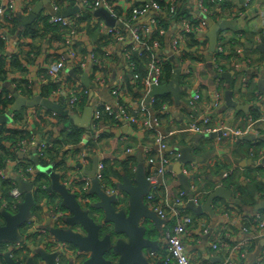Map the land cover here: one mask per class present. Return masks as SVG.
Wrapping results in <instances>:
<instances>
[{"label": "crops", "instance_id": "0c3cea01", "mask_svg": "<svg viewBox=\"0 0 264 264\" xmlns=\"http://www.w3.org/2000/svg\"><path fill=\"white\" fill-rule=\"evenodd\" d=\"M59 1H62V3L56 8L53 3L54 0L33 2L15 0L17 9L16 21L20 22L21 26L16 25L18 30L13 29L11 36L12 39H15L17 34L23 35L21 39L26 41L28 50H23L20 55H14V46L8 45L2 51L3 57H1L7 62L3 88L13 94L18 92L24 97H32L34 90L37 88L38 93L46 97L48 88L40 81L39 73L55 54L66 55L68 36L64 30H54L55 32L53 31L51 36L42 35L36 26L32 27L30 25L38 19L40 14L47 12L56 13L64 8L80 5L78 11L69 15L82 14L75 37V48L80 53V56H89L88 53H91V51L97 53L103 67L101 69L95 67L89 57L82 64L79 63V57L68 62L65 71L68 85L70 86L72 82L81 83L87 86L89 91L88 102L84 103L83 100L82 106L78 107L75 112L83 115L85 107L87 105L91 106L92 99H99L106 104L114 105L112 89L116 86L125 87L124 90L127 92L131 103L136 104L138 99L148 97L147 91L130 85L133 70L125 56V49L131 44L133 47L134 42L128 32L125 40L110 37L104 28L111 27V25L107 23L103 16L95 13L97 8H92L88 12L83 6V0ZM146 1L113 0V3L117 11L129 16L131 7L141 5ZM194 1L189 0L184 8L191 9V4ZM40 3H42L43 7L37 18L31 23L25 24L22 18L33 12ZM223 15V19L244 18L242 22L237 23L234 27L219 33L218 43L213 52L209 49V40L206 35L209 27L198 36L195 35V37L191 38L190 36L187 38L184 36L180 41L178 53L172 50V39L180 31L179 17L165 21V25H162L165 30L164 33L152 32L150 34L160 42L158 50L155 51V58H158L163 66L164 64L165 67L167 65L171 66V75L168 81L165 82L164 79L162 84H168L173 71L177 67L181 68L180 91L177 96L171 92L158 94V96L167 95L166 114L163 116V124L165 130H176V133L169 138V144L172 149L181 155V148L190 147V155L195 157L194 161L184 163L183 167L185 164L195 165V168H192V174H195V176L199 175L201 181L199 188L205 190L202 203L207 200L210 192L218 184L224 185L233 192L229 198L217 197L214 199V214L208 212L200 214L201 216H199L196 224L184 236L186 251L192 258L193 263L211 262L219 264L224 258V253L215 251L210 243V237L202 231L204 225L222 220L223 214L216 208L217 204L231 205L233 207L229 221V223H237L232 226L233 234L241 239L249 240L245 247L247 251L246 258L238 264H255L260 259L264 263V231L259 234L254 232L246 233L244 230H240L238 225V223H244L245 216L251 217L257 211L264 212V209H256L259 200L264 198V140L260 139L261 136H264V50L258 47V45L263 43L261 34H264V0H253L249 4H246L245 0H229V6L225 8ZM147 19L144 16L137 21L144 22ZM211 22L218 23L216 20ZM220 46L223 48L221 52H219ZM132 49L137 51V48ZM32 56H35V58H31ZM137 58L135 59L137 68L146 76L148 64L153 56L150 53L142 58ZM131 59L133 60V55ZM85 73L90 79L88 85L82 80V76ZM97 77L103 80L101 85L96 84L95 78ZM128 85L130 86L127 88ZM227 89L233 90L234 100L240 105H248L247 110L239 109L227 103L225 98ZM215 90H218L222 96L217 107L213 106L216 102ZM197 91L202 94L203 102L199 106L194 107L191 104V97ZM139 94H142V96ZM209 105L211 108L206 109V106ZM39 108L47 110L42 106L25 107L16 113L14 122L0 124L1 130H20L25 132V135L32 137L35 143L26 152L24 151L26 153L24 157L18 155L21 164L17 160L13 161V159L3 162V165L7 164L8 167L4 166L0 170L7 176H11L16 180L19 177L17 173L18 166L28 163L35 167L37 173L41 172L44 166H41L40 161L36 164L31 156L38 154L40 160H44L37 151L40 137L43 136H50L51 140L60 145L57 147V151H55L57 149L55 147V150L50 152L51 154L48 153V155H54L55 160L52 163L58 162L56 168L51 165L52 170L46 171L45 180L47 181V186L53 183V174L58 173L62 181L71 180L73 182L70 185V189L77 193L81 203L86 201L84 200L85 197L82 196L83 193L93 196L90 194V189L85 188V185L87 186L89 181L93 184L89 173L93 170L95 162L97 163L101 157L107 161L109 175L112 177L118 175L119 165L124 161L129 162L131 167L136 168L134 177H129L124 173H122V179L115 177L114 180L117 181L118 186L124 181L125 177L134 179L139 170H143L146 174L148 165L142 154V148L145 143L151 141L149 133L121 122L118 125L106 127L109 129L103 134L99 143L95 145H88L86 142L60 144L66 134L70 132L69 129L76 125L68 126V118L64 115H59L60 117L57 116V119L48 120L44 123L38 117ZM253 109H258V116L251 115L250 112ZM203 110L214 117L209 124L213 129H224V126L234 129H246L249 123V116H251L255 119L254 128L258 130V133L250 130L243 136H238L227 135L223 132L205 135L184 131V126L194 121L196 117H200ZM90 121L92 126V117ZM91 126L84 129H92ZM249 133H254L259 138H246ZM125 135L127 136L128 144L135 147L134 153L126 152V143L121 140ZM86 150L90 151V161L86 167H82V165L78 164V158ZM178 160L179 158L171 163L170 172L172 173L169 174V184L167 188L161 189L159 195V199L165 205L168 204V206L173 204V199L179 190L185 191L175 168ZM5 187L0 180V197L4 199ZM53 197L60 196L54 191L50 194L47 188L42 190L38 196L34 195L33 188L30 191L23 192V202L28 199L32 201L31 213H36L34 206L39 205V212L37 211L38 223L41 227L46 228L48 232L50 230L47 227L53 225L55 221L50 209L53 204ZM83 207L86 209L85 203ZM0 210H4L1 207V203ZM151 225L155 229L154 238L159 244L158 251H163L165 246V222L160 226L154 222ZM34 245L37 246L38 244L34 242Z\"/></svg>", "mask_w": 264, "mask_h": 264}, {"label": "built area", "instance_id": "2783aa9c", "mask_svg": "<svg viewBox=\"0 0 264 264\" xmlns=\"http://www.w3.org/2000/svg\"><path fill=\"white\" fill-rule=\"evenodd\" d=\"M29 2L39 0H26ZM226 0H195L191 4V17L180 18L179 22V34L174 36L172 39V50L176 53L179 52V44L181 39L185 36L186 38L190 35L198 36L205 32L209 27L210 19L213 21H222L224 18L225 8L222 7ZM253 0H245L246 4L251 3ZM170 5V12H173L176 7V0H165ZM54 6L57 8L62 1L54 0ZM83 6L91 8L104 7L108 9L122 25H114L111 27L104 28L107 35L110 37L125 40L126 33L132 37L134 46H128L125 49V56L128 59L131 68L133 70V84L135 87H140L135 84L140 81V75L137 73L136 62L132 60V48H137L139 53L145 51L151 53L153 58L149 62L147 67V74L142 79L144 90L148 92V97L138 99V103H131L127 92L124 90L125 87L116 86L112 89L114 96V105L104 103L102 100L91 101L92 107V119L93 127L90 136L94 137V143L97 144L99 137L105 131L106 127L110 124L103 117L104 108L107 113L113 117L119 118L121 122L127 125L134 126L143 130L151 136V141L143 145L142 154L146 159L148 168L146 172V178L149 182V191L143 196L144 202L165 222V246L163 251L151 252L150 256L155 261H160L163 264H194L192 258L186 251V245L184 236L188 234L191 228L196 224L199 217L192 215L186 208H179V205H184L188 201V194L184 190H179L173 204H164L160 199V191L162 188H167L169 184L170 165L173 161L179 158V153L172 149L169 144V138L171 135L176 133L175 129L165 130L163 124V116L166 114L167 104H163L161 107H157V99L153 95H150L151 90L154 86L161 85L164 82V71L163 65L158 58H155V51L158 50L160 42L155 39L152 32L164 33L165 30L160 22V19L154 13L169 14L166 8H163L157 0H147L141 5H134L129 11V16L121 11H117L114 8L113 0H93L89 3L88 0H83ZM16 3L15 0H0V40L5 43L6 46H14V55H20L23 50L27 51V43L23 39V35H18L15 39H12V30L15 29L16 21ZM146 16L148 19L144 22H138L141 17ZM82 14L77 13L73 16H62L53 12L43 13L38 19L39 27L45 29L48 27L50 34L53 31L64 30L68 36L66 55H54L50 62L43 68L39 73L40 81L48 88L49 84H54V88L46 96L52 101L67 105L76 110L82 106L83 96L88 94L87 86L83 84H77L72 82L68 85L66 80L65 71L70 60H74L79 57V63H84L85 59L89 57L95 67L101 69L103 67L102 61L100 60L97 53L91 51L88 53L89 56H80L78 50L75 48V37L78 32ZM54 31V32H55ZM50 35V36H51ZM16 45H15V44ZM3 50L0 51V56L3 57ZM223 51L222 46L219 47V52ZM35 57V56H34ZM95 82L98 85L103 83L100 77L95 78ZM0 91L3 95L13 96V93L3 88L1 84ZM216 102L213 104L214 107L219 106V102L222 96L218 90H215ZM202 94L197 91L191 97V104L194 107L199 106L203 101ZM211 106H206V109ZM38 117L42 122L48 120L57 119V113L49 112L39 108ZM213 116L208 112L204 111L200 117H196L194 121L187 123L183 130L187 132L204 133L209 135L213 132H223L225 134H233L243 136L248 131L252 130L258 133V130L254 128L255 119L249 116V123L246 129H234L232 127L224 126L223 128H211L210 122L213 120ZM118 125V124H116ZM87 135V134H86ZM26 140V139H25ZM21 141L19 148L22 151L30 149L34 143L32 137L27 138V141ZM39 144L37 145V151L42 158H47L49 155L48 148L52 143L49 141V137H40ZM82 141L81 143H85ZM18 148V149H19ZM90 151H84L81 153L80 164L82 167H86L90 161ZM127 153H134L135 147L129 145L126 149ZM21 164V160H17ZM195 165L185 164L183 172L189 177L190 185L194 193L193 200L195 203L203 202V195L205 190L199 188L200 181L199 175L192 174ZM136 169V168H135ZM107 164L103 157L98 161L97 171L95 179L99 185L109 194L116 196L117 207L123 208L128 203V196L120 189L117 185V181L113 180L109 183L107 180ZM19 177L25 181L33 182L34 195L38 196L42 190H45L48 186L46 183L39 184L37 181V171L35 167L28 163L19 165L17 169ZM8 176L0 170V179L7 178ZM12 187L8 194L10 199H4L0 197L1 207L4 210L11 212L18 211V205L23 202V192L19 190L17 182L12 181ZM63 184L68 188H71L73 182L63 181ZM85 188L90 189L92 183H87ZM90 186V187H88ZM71 190V189H70ZM53 191H50V194ZM82 194V192H81ZM84 193L82 194V196ZM53 204L51 206V212L55 218V226L62 228L68 227L66 219L71 216L70 210L64 207L61 203L60 197H53ZM216 208L223 214L222 220L216 221L212 224L204 225L202 231L210 237V243L215 251H221L224 253V258L219 264H238L244 261L246 258V245L249 243L248 239H241L233 234V225L237 223L231 222V209L233 207L224 204H217ZM31 213V211H30ZM244 223H238L240 230H244L246 233H261L264 231V212L257 211L251 217H244ZM229 223V224H228ZM48 228V227H47ZM22 240L18 243L6 242L5 247L7 249L16 246L18 244H25L34 242L37 244L38 236L41 237L40 244L37 245V250L41 251H53L57 252L56 264H65L67 260H75V264H82L83 252L67 241L60 240L48 232L46 228L41 227L38 223L37 212H32L30 220L24 224L20 229ZM239 239V240H237ZM237 240V241H236ZM6 249V250H7ZM202 264H213L211 262H204ZM218 264V263H215ZM255 264H264L263 260H258Z\"/></svg>", "mask_w": 264, "mask_h": 264}, {"label": "water", "instance_id": "95a60500", "mask_svg": "<svg viewBox=\"0 0 264 264\" xmlns=\"http://www.w3.org/2000/svg\"><path fill=\"white\" fill-rule=\"evenodd\" d=\"M47 1V0H46ZM40 3L28 16L23 17L25 24L33 22L40 10ZM80 9V5L67 7L56 12V14L69 16ZM95 13L103 16L107 23L111 26L116 24L122 25L117 18L106 8L98 7ZM239 19L225 18L216 23L209 21V30L206 33L209 40V49L211 52L215 50L218 43L219 33L242 22ZM211 22V23H210ZM263 43L258 45L264 50V34H261ZM250 44V43H249ZM180 75L181 68L177 67L172 74L168 84L154 86L150 95L165 94L168 92L177 96L180 91ZM228 76V74H226ZM82 80L88 85L90 81L87 73L82 76ZM232 89H227L225 98L229 105L236 106L239 109L247 110L248 105H240L234 100ZM13 103L4 111L0 112V124L14 122L17 112L25 107L42 106L43 108L64 115L68 118L67 125H76L82 128L91 126L92 107L87 105L83 115L76 113L71 107L50 100L49 98L38 93V89L34 90L32 97L21 96L20 93L13 94ZM93 127V124L91 128ZM87 137H90L91 129L86 130ZM213 132L212 134H217ZM246 138H259L254 133H249ZM260 139L264 140V136ZM190 147L181 148V155L177 165L175 166L178 176L183 184L188 201L184 205H179V208H188L193 214L200 215L205 212L214 214L213 201L218 198H229L232 195V190L224 185L218 184L213 191L210 192L207 200L204 203H195L193 200L194 193L192 191L189 177L183 172V164L194 161L195 157L190 155ZM20 157H24L26 153L17 149ZM33 161L38 164L40 157L38 154L31 156ZM98 163V161H97ZM97 163L89 173V177L93 180L90 188L89 196L85 197L82 203L78 199L76 192H73L63 184L60 174H53V183L48 185L49 191H54L61 197V203L71 212V216L65 221L68 225L66 228L50 225L48 228L52 235L60 240L67 241L79 248L83 252L81 258L82 264H163L160 261H155L150 256L151 252L158 250L159 244L154 238L155 229L151 225L154 222L156 225H162L164 220L158 216L156 211L151 209L143 199L149 191V182L143 170L136 173L134 179L124 178L120 183V189L128 196V203L123 208L117 207L116 196L107 193L95 179L97 171ZM80 165V164H79ZM81 166V165H80ZM43 169V167H42ZM45 171H51V167H45ZM18 188L22 192L30 191L33 188L32 181H25L21 177L16 178ZM86 204V209L83 207ZM32 201L30 199L18 205V211L12 213L8 210H0V243L11 242L18 243L22 240L20 229L28 220H30V207ZM257 210L264 209V198L259 200ZM57 252L45 251L38 253L41 261L44 264H56ZM6 263L18 264L9 254H6ZM28 264H32L30 261ZM65 264H75V261H67Z\"/></svg>", "mask_w": 264, "mask_h": 264}, {"label": "trees", "instance_id": "16d2710c", "mask_svg": "<svg viewBox=\"0 0 264 264\" xmlns=\"http://www.w3.org/2000/svg\"><path fill=\"white\" fill-rule=\"evenodd\" d=\"M89 3L93 2V0H88ZM160 5L163 7V8H166L168 11H169V14H162V13H154V15H157L160 19V22L161 24L164 26L165 25V21H169V19H172L174 20L175 18L179 17L180 18H191V9H186L184 7H186V4L188 3L189 0H176V7L174 9L173 12H170V5L167 4L165 2V0H157ZM224 4L222 5V7L226 8L227 6H229V0H226L225 2H223ZM137 4V3H135ZM92 8L87 6L86 7V11L90 12ZM41 14L38 16V19L40 18ZM38 19L36 21H34L30 26L32 27H35L38 23ZM16 25H20V22L18 21H15V29L18 30V28L16 27ZM21 34V32H20ZM193 37V35H190V38ZM195 37V36H194ZM194 43V42H193ZM130 47H132V44L129 45ZM5 48V43L3 41L0 40V51L1 50H4ZM149 55L150 53H146L145 51L139 53L138 51H133L132 50V55H133V60L135 61V59H138L137 57H140L142 58L144 55ZM186 56V55H185ZM136 62V66H137V61ZM6 64L7 62L5 61V59H3L1 56H0V85L4 83V80H5V74H6ZM163 70H164V79H165V82L168 81L170 75H171V66L170 65H167V67H165V64L163 66ZM137 73H139L140 75V81L135 83L137 85H139L140 87H137V88H140V89H143L144 86H143V82H142V79L145 75H143L140 70H138L137 68ZM133 75H132V78L130 79V85H133ZM128 85L127 88L130 86ZM54 84H49L48 85V91L46 93V96L49 94V92L54 88ZM88 88V87H87ZM27 90V89H26ZM30 92H31V88H30ZM140 96H142V94H139ZM167 95H163L162 97L158 96V95H154V98L157 99V107H161L163 106V104H165L167 101ZM83 100H84V103L88 102V94L83 96V99H82V104H83ZM14 101V96L10 97L9 95H3V93L0 91V111H4L5 109H7ZM50 112V111H49ZM251 115L254 114L256 116H258L259 114V111L258 109H253L251 112ZM59 116V115H57ZM60 117V116H59ZM103 117L106 121H108V123L110 124V127L111 126H114L116 124H120L121 123V120L119 118H116V117H113L111 115H109L107 113V111H105V108H104V114H103ZM64 119V117H62ZM109 128H105V131L101 134V136L99 137L98 141L101 140V138L103 137V134L108 130ZM70 132H68L66 134V136L62 139V141H58L60 142V144H65V143H78V142H82V141H86V143L88 145H91V144H94V137L90 136V137H87L86 135V130L84 128H81L79 126H72V128L69 129ZM26 133L23 132V131H20V130H1L0 129V169L1 168H4V166L8 167L7 164H4L3 165V162L4 161H7V160H10V159H13L14 160H18V153H17V149L19 148V143L23 140H25V142L27 141V137L25 135ZM49 141L52 143V146L50 145L49 148H48V151L49 153L52 152V150H55L54 148L56 147H59L60 145H58L55 141L51 140V137L49 136ZM58 148L55 150L57 151ZM51 154V153H50ZM57 162L58 161H55L54 163H49L48 161H44L43 159L40 160V164L41 166H44L43 169L41 170V172H39L37 174V181L38 183L41 185V184H44L46 183L47 181L45 180L46 178V174L47 172L44 170L45 167H50L51 165H54V168L56 167L57 165ZM106 164H107V161H106ZM119 173L118 175L112 177L109 175V167H108V164H107V180L109 181V183H112L113 180L115 179V177H119L120 179H122V173L126 174L127 176L129 177H134L135 175V172H134V167H131L130 163L127 162V161H124L123 163H121L119 165ZM1 182H3V184L6 186L5 189H4V196H5V199H10V196L8 194L9 190L11 189L12 187V181L14 180V182H16L15 178L11 177V176H8L6 179L5 178H2L0 179ZM39 205H36L34 206L35 207V210L34 211H38ZM228 206H231V205H228ZM186 212L188 211L189 213H192L189 209H185ZM39 212V211H38ZM193 214V213H192ZM196 217H199L201 215H195Z\"/></svg>", "mask_w": 264, "mask_h": 264}, {"label": "flooded vegetation", "instance_id": "af4514ba", "mask_svg": "<svg viewBox=\"0 0 264 264\" xmlns=\"http://www.w3.org/2000/svg\"><path fill=\"white\" fill-rule=\"evenodd\" d=\"M40 242H41V237L38 236L37 244H40ZM5 244L6 242L0 243V264H5L6 262L5 256L7 253L18 264H28L30 261L32 262V264H44L41 261V258L38 253H43L45 251L37 250V246L34 245L32 242L25 244H18L9 249L5 247Z\"/></svg>", "mask_w": 264, "mask_h": 264}, {"label": "rangeland", "instance_id": "374dc122", "mask_svg": "<svg viewBox=\"0 0 264 264\" xmlns=\"http://www.w3.org/2000/svg\"><path fill=\"white\" fill-rule=\"evenodd\" d=\"M36 27H37V29H39V33H41L42 35H51L50 34V31L48 30V27L47 28H45V29H41L40 27H39V24H37L36 25ZM31 58H35L34 56H32ZM201 134H204V133H201ZM206 135V134H205ZM127 136L125 135V136H123L122 137V139L121 140H123V142L124 143H126V148H125V150L129 147V144H128V141H127ZM99 143V142H98ZM61 148H63V147H61ZM54 155H49L47 158H44V161H48L49 163H51V162H53L54 160H55V158L53 157ZM80 160H81V155H79V158H78V164H80ZM81 165V164H80ZM97 166H98V163H97ZM56 167H57V165H56ZM55 167V168H56ZM60 170V169H59ZM58 170V171H59ZM134 172H136V169L134 168ZM133 179V178H132ZM197 183H200L201 181H196ZM192 214V213H191ZM193 215V214H192ZM165 231V230H164ZM163 232V231H162Z\"/></svg>", "mask_w": 264, "mask_h": 264}, {"label": "clouds", "instance_id": "9594fccd", "mask_svg": "<svg viewBox=\"0 0 264 264\" xmlns=\"http://www.w3.org/2000/svg\"><path fill=\"white\" fill-rule=\"evenodd\" d=\"M87 134V133H86ZM188 209V208H187Z\"/></svg>", "mask_w": 264, "mask_h": 264}]
</instances>
